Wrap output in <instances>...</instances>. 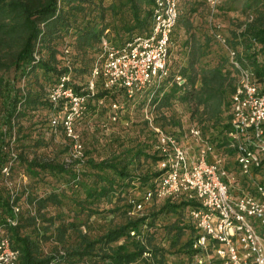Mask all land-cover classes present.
<instances>
[{
	"label": "trees",
	"instance_id": "obj_1",
	"mask_svg": "<svg viewBox=\"0 0 264 264\" xmlns=\"http://www.w3.org/2000/svg\"><path fill=\"white\" fill-rule=\"evenodd\" d=\"M153 4L0 0V232L19 250L17 264L192 263L198 229L191 210L199 203L182 192L146 200L162 173L158 133L145 119L148 101L154 125L181 143H187L185 134L191 138V128L200 129L233 174L235 195H257L258 185L264 187V160L243 174L231 146L239 71L216 37H226L235 60L253 72L264 93V0H219L214 9L207 0H181L168 74L132 99L124 90L110 93L99 79L77 123V130L85 127L86 160L66 161L72 142L52 124L49 89L65 74L77 91L87 86L102 42L122 45L149 33ZM114 102L125 106L116 121L110 118ZM177 105L186 107V118ZM8 161L13 177L18 170L29 180L13 201L2 174ZM259 229L264 234V225Z\"/></svg>",
	"mask_w": 264,
	"mask_h": 264
},
{
	"label": "built area",
	"instance_id": "obj_2",
	"mask_svg": "<svg viewBox=\"0 0 264 264\" xmlns=\"http://www.w3.org/2000/svg\"><path fill=\"white\" fill-rule=\"evenodd\" d=\"M180 1L154 0L149 33L137 34L122 45L104 40L100 59L87 86L80 91L76 90L68 74L51 86L52 124L55 128L62 127L72 142L66 161L80 165L86 160L77 123L88 109L90 96L98 91L99 79L110 93L124 90L126 97L132 99L138 91L159 83L168 74L172 34L179 16ZM218 2L207 0L212 9ZM216 37L228 49L239 71L231 99L230 137L241 172L248 174L253 167H260L264 160V93L254 81L253 72L235 60V51L229 48L226 37L221 33ZM177 79L180 83L184 81L181 77ZM152 107L148 101L144 113L145 119L158 133L157 149L162 154L159 162L162 173L155 187L147 192L146 200L155 195L165 198L182 192L199 203L191 210L198 229L194 243L198 249V263L203 264V258L213 256L221 264H264V238L259 229L264 225V187L258 185L257 195H235L233 174L225 168L223 157L215 153L213 145L202 136L200 129L191 128L190 136L194 143L185 145L175 134L154 125ZM124 109V103L114 102L111 120H118ZM10 152L11 158L17 157L13 148ZM11 167L12 161H8L2 168V174L13 201L19 190L26 188L28 176L23 172L14 178ZM131 202L137 210L144 206L143 202ZM20 206V202L13 204L16 215ZM8 221L14 225L17 223L13 218H8ZM19 254L9 237L0 232V264H17Z\"/></svg>",
	"mask_w": 264,
	"mask_h": 264
},
{
	"label": "rangeland",
	"instance_id": "obj_3",
	"mask_svg": "<svg viewBox=\"0 0 264 264\" xmlns=\"http://www.w3.org/2000/svg\"><path fill=\"white\" fill-rule=\"evenodd\" d=\"M211 19V18H210ZM210 19H209V22L207 23V26H209V28H211L213 31L216 29L215 28V25L210 21ZM225 33H226V30L224 31ZM229 56H230V54H229ZM176 109H177V111L179 112V115H181V116H183L184 118H186V112H187V110H186V107H184V106H182V105H177L176 106ZM186 120V119H185ZM85 128V127H84ZM84 128H82L81 126L78 128V131H79V133L81 134V132H82V129H84ZM189 133H190V131H189ZM183 140L184 141H186L187 143V145H189V143L190 142H192L191 141V138H189V135H188V133L187 134H185L184 136H183ZM31 154H33V153H31ZM21 173H23V171H15V174H14V178H18L19 176H20V174ZM25 173V172H24ZM28 176V175H27ZM264 177H262V179H263ZM29 181V180H28ZM28 181H27V183H28ZM262 236H263V238H264V234H262ZM213 258H215V257H213V256H207L206 258H203L204 259V263L203 264H211V263H213L214 261H213ZM191 264H200V263H198V258H197V256H196V254H195V256L193 257V260H192V263Z\"/></svg>",
	"mask_w": 264,
	"mask_h": 264
},
{
	"label": "crops",
	"instance_id": "obj_4",
	"mask_svg": "<svg viewBox=\"0 0 264 264\" xmlns=\"http://www.w3.org/2000/svg\"><path fill=\"white\" fill-rule=\"evenodd\" d=\"M195 149V148H194Z\"/></svg>",
	"mask_w": 264,
	"mask_h": 264
}]
</instances>
